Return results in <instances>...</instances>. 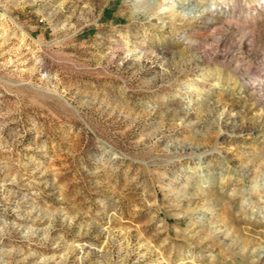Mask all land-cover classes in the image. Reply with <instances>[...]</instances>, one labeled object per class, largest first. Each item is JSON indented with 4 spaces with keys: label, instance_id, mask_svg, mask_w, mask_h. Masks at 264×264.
I'll return each instance as SVG.
<instances>
[{
    "label": "rangeland",
    "instance_id": "obj_1",
    "mask_svg": "<svg viewBox=\"0 0 264 264\" xmlns=\"http://www.w3.org/2000/svg\"><path fill=\"white\" fill-rule=\"evenodd\" d=\"M0 264H264V0H0Z\"/></svg>",
    "mask_w": 264,
    "mask_h": 264
}]
</instances>
